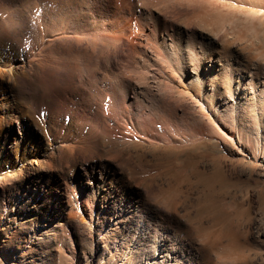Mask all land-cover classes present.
<instances>
[{"label":"rangeland","instance_id":"1","mask_svg":"<svg viewBox=\"0 0 264 264\" xmlns=\"http://www.w3.org/2000/svg\"><path fill=\"white\" fill-rule=\"evenodd\" d=\"M208 33L264 65V0H0V264L154 262L200 217L264 264V116L211 87Z\"/></svg>","mask_w":264,"mask_h":264},{"label":"bare ground","instance_id":"2","mask_svg":"<svg viewBox=\"0 0 264 264\" xmlns=\"http://www.w3.org/2000/svg\"><path fill=\"white\" fill-rule=\"evenodd\" d=\"M201 37L203 39L198 40L197 43L201 44L202 52L208 49V43L211 42L209 39L216 45L215 53L212 54L211 51L208 53V62L205 65L207 69L205 76L206 78L210 77L209 81L211 87H213V85L214 87H217V85L222 81L224 89L228 91L229 96L233 97L235 103L245 102L249 107H251V113H255L259 117H263L264 65L261 62L246 56L239 50V48H232V46L227 43L225 44L213 40V37L209 36V33L208 35H202ZM178 39L179 42L177 48L181 52V49H183V43L180 44V36ZM165 43L166 42L164 41V44ZM168 46L171 47L172 43ZM192 48L193 47L188 41L186 50H188V53H191V56L193 53ZM239 59H242L243 62ZM199 74L200 73L197 72V69L193 68L191 76L188 74L186 75V77H189L188 81L191 85L193 82L201 83L205 80L203 74ZM211 94L213 93H210V95ZM176 219L177 222H182L178 218ZM171 222L172 221L170 219V225ZM162 223L163 222L161 220L157 221L158 226ZM196 223L197 231H199L202 226H205L203 225L204 223L201 217L196 220ZM171 226L176 230V232L172 236V243L170 247H167V243L163 241V237H161L160 232L156 231V226L154 227V244L151 247V255L154 253L156 255L157 252L158 255L156 257L160 254L161 259H154V262L148 261L144 262V264H226L218 258V249L223 247L224 241L222 242V240L224 235H219L215 232L213 235L204 236L205 239H202L194 228L193 232L190 228H175L174 223ZM115 230L117 236L121 238V242H127L130 240L129 236H122V234L119 233L124 230L121 221L115 224ZM35 231L39 233L41 232V229L36 228ZM127 243L131 244L130 242ZM139 264H143V261Z\"/></svg>","mask_w":264,"mask_h":264}]
</instances>
